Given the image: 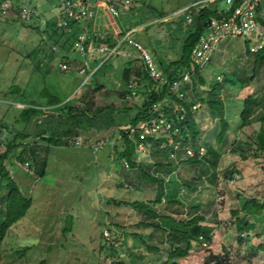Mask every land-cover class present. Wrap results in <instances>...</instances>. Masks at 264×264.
I'll return each instance as SVG.
<instances>
[{"label": "rangeland", "instance_id": "1", "mask_svg": "<svg viewBox=\"0 0 264 264\" xmlns=\"http://www.w3.org/2000/svg\"><path fill=\"white\" fill-rule=\"evenodd\" d=\"M9 1L20 10H30L31 14L27 21L16 12L0 14V123L7 125L0 128V146L1 139L7 142L13 138L11 129L30 132L35 129L41 116L34 115L24 122L20 115L25 105L46 106L48 98L42 94L44 89L63 103L77 99L78 106L82 105L85 94L94 92L91 96L96 105L116 108L118 118L125 125L134 114L125 110L140 98L135 89L129 98H119L124 90L120 80L127 61L141 62L142 57L146 59V51L157 71L166 77L173 67L168 61L180 57L184 37L194 30L187 25L185 14L177 13L192 0H133L131 8L120 11L119 16L110 12L104 0H99L102 7L97 9L94 19L84 23L73 20L70 22L73 25L69 23L65 29L59 25L60 2L65 0ZM161 14L166 16L164 20L142 25ZM260 14L264 17V8ZM75 26L86 33L91 30L103 39L101 50L92 51V57L101 54L98 60L90 58L91 49L83 54L75 48L79 32ZM203 33L207 34V30ZM115 38L113 42L119 41V45L111 47L110 41ZM244 52L242 40L225 41L209 69L203 70L205 78L212 83L225 82V75L219 72L232 74L238 62L240 65L246 62L241 58ZM83 56L88 57L87 62L80 58ZM109 58L111 66L97 79L103 88L95 91L98 85L94 82L85 86L83 83L91 77L86 75L87 70L97 69L102 59ZM84 68L86 71L82 72ZM246 86L258 100L262 98L264 67ZM205 96L197 78H193L184 103L195 111L201 132L199 143L205 148L213 146L221 153L215 172L209 170L204 174L200 169L198 172L181 169L170 151L174 139L167 126L169 122L159 123L160 116L142 123L158 122L149 127V136L169 137L168 145L138 143L135 167L122 155L125 144L116 126L69 137L71 146L49 145L36 137L14 140V148L6 159L10 177L31 203L26 215L9 228L0 242V264H112L114 255L139 246L152 257L147 261L134 260L128 254L121 255L120 260L126 264H161L174 247H186L184 239L171 234L170 225L163 221L166 232L155 230L151 234V229L141 224L144 214L132 206L135 201L146 203L160 216H173L174 210L178 211L177 218L185 220L204 215L203 225L208 226L215 248L228 250L230 264H264V151L257 142L261 124L256 121L239 133L228 132L218 144L219 119L202 104ZM233 101L232 117L234 110L242 106L241 101ZM22 144L29 145L30 150L20 158ZM230 170L234 171L233 178L225 175ZM186 183L194 190L187 188ZM1 189V195L5 196L7 190ZM158 198L160 201L155 203ZM172 199L180 204H171ZM236 216H246L255 225L250 234L243 236V242L238 241L234 231ZM5 219L6 209L0 205V224ZM157 221L161 223L160 219ZM134 234L143 235L146 244L157 245L159 251L143 247ZM203 249L204 244H196L185 263L202 262Z\"/></svg>", "mask_w": 264, "mask_h": 264}, {"label": "trees", "instance_id": "2", "mask_svg": "<svg viewBox=\"0 0 264 264\" xmlns=\"http://www.w3.org/2000/svg\"><path fill=\"white\" fill-rule=\"evenodd\" d=\"M2 1L3 0H1V2ZM79 2H85V0H80ZM17 7L18 6L12 5L11 12H16L18 16L21 10ZM164 16L163 14L159 15V17ZM207 18H209V15L204 11H197L194 13V22L191 25V28L194 30L190 31L189 34L184 37L182 54L177 60L171 63L173 67L168 71L165 81L156 79L152 75L145 57H142L139 63H137L138 60L136 59L127 61V64L122 70L120 80L124 90L121 91L119 98H123L124 100L129 98L128 96L133 94V89L139 93L140 98H138V101H134L133 107L125 110L128 113L130 111L134 112L129 122L125 125H123L118 118V111H116V108L111 106L100 107L96 105V102L91 96L94 92H88L87 95L85 94L81 102L82 105L78 106L76 105L77 99H72L63 103L58 97L50 94L47 89H44L42 94L48 98L46 106L37 105L36 103L25 105L20 115L24 122H29L34 115H39L42 118L35 124V129L33 131L11 129L9 131L11 135H13V138L8 139L7 142L1 139L0 148L2 146H4V148L3 151L0 149V189L1 187L3 189L5 188L7 193L5 196H2L1 191L3 190L1 189L0 191V205L2 207L4 206L6 209V219L0 224V242L5 238L9 228L17 220L26 215L31 203L30 199L23 197L18 184L10 177L11 172L6 163L7 156L13 150L14 140L16 139L25 140L30 137H36L45 140L49 145L63 144L64 146H71L68 139L69 137H78L83 131L92 129L102 131L116 126L119 132H121L125 144L122 155L128 159V163L135 167L136 159L134 154L135 147H137L138 143L157 145L162 142L167 146L169 137L156 139L153 136H149L148 129L153 125H157L158 122L149 123L144 130L136 129L133 136H130V131L132 128L135 129L139 127L142 122L148 121L150 117L160 116V119L164 120L166 118V122L172 125L170 129L171 138L179 144L175 156L178 160L177 164H179L181 169H195L196 172L200 169V172L204 174L208 173L209 170L215 172L221 153L213 146L205 148L199 143L201 132L194 116V109L186 106L184 102H181L177 96L170 91V83L173 78L180 74L182 68L192 69L193 67V78H197L199 86L206 93L202 104L205 103L209 110L216 113L219 119L220 132L217 136V143L221 144L228 132L239 133L241 130H244L257 121L261 124L257 132V142L259 148L264 151V95L258 100L252 93L246 90V85L253 81L258 76L259 70L264 67V48L254 53L244 47L245 52L241 55V58L245 59L246 62L241 65L238 62L232 74L228 75L219 72L220 75H225V82L221 83L216 81V83H212V81L205 78L203 71L195 66L191 60V51L204 29L203 22ZM70 25L72 26L73 22L70 23ZM36 28L39 32L40 29H38V27ZM116 43H112L111 46L114 47ZM109 60L110 58L105 60L97 69L87 70L86 75H91V77L90 81L86 84L89 85L90 82L97 84L98 86L95 87V91L96 89L101 90L103 88V85L97 82V79L109 66H111ZM133 83L136 85L134 86ZM223 92L224 98L222 97ZM242 93L243 97H240ZM233 99L235 102L241 101L242 104L241 108L234 110V117H232L233 115L231 112V107L234 102ZM179 105L184 107V111L179 108ZM200 107L201 104L198 108ZM258 112L261 114L258 118H255V114ZM167 114H170L171 117H168ZM182 115L184 116L183 118ZM2 125L7 126L5 123H0V128ZM140 132H144L143 138L140 137ZM64 137L67 139H63ZM72 144H74V142H72ZM22 147L23 150L20 155H18L20 158L30 150L27 144H22ZM188 148L194 151L192 156L187 153ZM201 148H204L203 154H200ZM171 150L172 148L170 151ZM200 175L202 176L201 173ZM225 175L227 178H233L234 171H227ZM152 180L157 181L154 178ZM186 187L190 190H194L193 186L189 183H186ZM156 201H160V199H155L154 202L157 203ZM170 202H172L171 204L173 205L180 204L176 199H172ZM132 206L144 214L141 224L151 229V234H155V230L166 232V227L162 223L163 221L165 224L170 225L168 231H170L171 234L184 239L186 247H174L173 250L168 252L167 260L161 264H186V257L190 256L191 250L195 248L196 244L201 245V240H205L207 246L203 249L204 251L201 252L205 255L204 259L202 262L198 261V264H230L231 260L228 250L225 247H221L220 250L218 247L217 249L215 248L216 245L213 243V237L209 234L208 226L203 225L206 221L204 215H195L185 220L176 217L178 214L177 210H174L173 216H160L155 210L149 209L144 202L135 201L132 203ZM258 207L263 208V205H258ZM233 213L237 215L239 212L234 211ZM235 218L236 229L234 231L238 235V241L243 242V236L245 234H250L255 228V225L247 219L246 216H236ZM159 219L161 223L157 221ZM134 236L140 238V244H142L143 247L145 246L155 252L159 251L157 245H147L143 235L134 234ZM139 247L131 251H123L117 256L114 255L112 264H126L120 260L121 255L127 256L129 254L134 260L142 259L143 261H147L148 258L152 257L144 251V248Z\"/></svg>", "mask_w": 264, "mask_h": 264}, {"label": "built area", "instance_id": "3", "mask_svg": "<svg viewBox=\"0 0 264 264\" xmlns=\"http://www.w3.org/2000/svg\"><path fill=\"white\" fill-rule=\"evenodd\" d=\"M104 1L109 6L110 12L115 16H119L120 11H127L132 6V0ZM263 3L264 0H192L189 5L181 10L180 12L185 14L186 23L190 25L194 22L195 12L204 11L209 15V18L203 22V30H207V34L202 31L191 51V60L195 66L201 71L207 69L223 48V43L227 40H242L244 47L254 53L264 48V17L260 14L264 8ZM0 8V14L7 15L12 9V4L9 0H3L2 2L0 0ZM30 14L31 11L26 8L20 12L22 19L26 21L30 18ZM60 14L61 21L59 25L69 28V23L73 20L95 18L97 6L89 0H85V2L65 0L61 2ZM207 21L209 23L207 27H204ZM74 46L79 52H87V35L85 32L78 34ZM144 54L152 75L156 79L165 81L166 77L157 71L150 56L147 53ZM85 71V68L82 69V72ZM193 75V67L192 69L184 68L170 83V91L181 102H184L186 91L192 83ZM179 108L184 111L182 105H179ZM159 123L167 122L161 119ZM143 124L141 123L135 129L132 128L130 136L134 135L136 129L144 130L149 123L147 125ZM167 126L171 129L170 123H167ZM140 137H144V132H140ZM74 144H78V142H74ZM171 145L173 146L171 152L173 157H175L179 144L174 141ZM95 149L97 148L95 147ZM187 153L192 156L194 151L188 148ZM203 153L204 148H201L200 154ZM201 244H204L205 247L207 246L205 240H201Z\"/></svg>", "mask_w": 264, "mask_h": 264}, {"label": "crops", "instance_id": "4", "mask_svg": "<svg viewBox=\"0 0 264 264\" xmlns=\"http://www.w3.org/2000/svg\"><path fill=\"white\" fill-rule=\"evenodd\" d=\"M89 1H91V2H93V3H95L96 4V6H97V9H101V4H100V1L99 0H89ZM61 3V2H60ZM106 3V2H105ZM132 3H133V0H132ZM180 12V11H179ZM179 12H177V13H179ZM56 14H57V16H58V14H59V10H58V8H57V11H56ZM59 17V16H58ZM164 18H166V16H164V17H159V16H157V17H155V18H152L151 20H148V23H146V24H142V25H148V24H150V23H154L153 21L155 20V21H157V20H164ZM94 19V18H93ZM86 20H88V19H78L77 21L79 22V21H81V22H85ZM186 20V19H185ZM78 22H77V24H78ZM161 22V21H160ZM76 25V24H75ZM187 25H190V24H187ZM192 25V24H191ZM145 26V27H146ZM145 27H143L144 29H145ZM143 29V30H144ZM75 30L76 31H78L79 29H78V27L77 26H75ZM132 31V30H131ZM82 32H84V30H79V32H77V34H80V33H82ZM137 32V31H136ZM136 32H134V34L136 33ZM76 33V32H75ZM86 33V32H85ZM129 34H130V32H129ZM134 34H132V35H134ZM86 35H87V41H89V44H88V46H87V49H88V51H89V49H91V51H90V53L91 54H89L90 55V58H92L93 60H98V57L99 56H101V54H99V52L97 53V54H95L94 56L95 57H92L93 55V52L92 51H97V50H101L100 48H99V46H100V44H102L103 42V39H99L95 34H93L92 32H91V30H89L87 33H86ZM131 35V36H132ZM130 36V37H131ZM114 40H116V38L115 39H113L112 41H110L111 43L109 44L110 46L112 45V43H116V42H113ZM119 41H117V43H116V45L118 44L119 45V43H118ZM123 44H124V42L122 43L121 42V46H123ZM115 45V46H116ZM137 45V44H136ZM112 47V46H111ZM111 47H109V48H111ZM144 53H147L146 51H144ZM83 54H86V53H83ZM148 54V53H147ZM149 55V54H148ZM83 61H85V62H87L88 61V57H85V56H83V57H80ZM105 60H107V59H102L100 62H99V66L102 64V63H104V61ZM175 60H177V58H175V59H172V60H169L168 62L169 63H172L173 61H175ZM153 61V60H152ZM97 68H98V66H97ZM87 82H84L83 84H86ZM7 163V162H6ZM9 168V167H8ZM9 171H10V169H9ZM2 193V192H1Z\"/></svg>", "mask_w": 264, "mask_h": 264}, {"label": "water", "instance_id": "5", "mask_svg": "<svg viewBox=\"0 0 264 264\" xmlns=\"http://www.w3.org/2000/svg\"><path fill=\"white\" fill-rule=\"evenodd\" d=\"M209 23V21H207V23L204 24V27H207V24Z\"/></svg>", "mask_w": 264, "mask_h": 264}]
</instances>
